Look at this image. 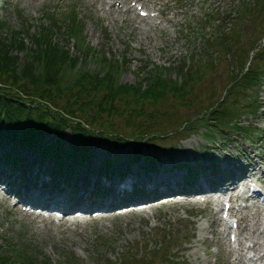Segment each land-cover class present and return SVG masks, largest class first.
<instances>
[{"label":"rangeland","instance_id":"obj_1","mask_svg":"<svg viewBox=\"0 0 264 264\" xmlns=\"http://www.w3.org/2000/svg\"><path fill=\"white\" fill-rule=\"evenodd\" d=\"M105 1L107 0H0V35L13 30L24 37L26 44L32 45L31 37L44 27H52L54 21L60 28L55 34L64 39L70 53L84 59L86 55L76 48L77 41L66 29L68 22L72 24L78 18L82 23V36L86 43L105 51L109 57L114 56L125 62L118 71L117 79L131 84L140 81L147 70L162 72L163 76L178 80V67L183 66L184 71L194 69V65L202 62L201 56L207 54V48L209 51L211 49L210 53L218 57L217 65L205 69L203 80L195 91L204 102L196 101L195 105L189 104V108L173 103L175 108L172 111L166 105L157 112L159 114L152 111L154 115L160 116L155 118L159 124L150 129L174 132L156 138L150 145L145 144L140 156L153 154L158 144L170 145L172 151L169 156L172 161L166 156L169 152L167 150L168 152L158 157L159 167L163 160L170 162V166L183 161H186V166L200 162L204 158L201 154L206 152L207 157L216 165H219L217 159L220 158H236L239 165L253 163L254 167L255 161H260L259 166L254 169L258 176L264 170V148L261 147L264 142V78L261 87L255 92V102L258 105L255 112H250L247 107V92L225 96V104L237 109L238 122L250 126V130L246 132L252 133L251 138L241 136L240 133L239 137H231L233 141H225L219 136H216L217 140L210 141L212 139L205 137L209 129L204 124H198L202 123L198 118L194 129H176L181 121L201 112L210 95L212 98L224 95V88L230 80L229 70L233 68L238 72L241 65L250 60L252 45L264 34V0H167L166 15L153 20L149 16L138 15L130 1L122 4L121 8L114 5V9H109ZM159 1L158 9H161L165 0ZM156 2L157 0H140L137 4L142 9L152 10ZM226 34L235 41L234 44H238L233 48V56L230 49L234 44L222 48L216 42L219 40L215 41V37L221 35L227 38ZM13 53L21 61L25 58L24 51L14 50ZM87 60L95 64L90 58ZM198 73L200 71L197 68V76ZM143 109L151 110L149 106ZM143 117L145 115H140L139 120ZM115 120L122 122V118L116 117ZM120 125L119 132L132 136V128ZM70 138V131L67 129L62 141L63 147H68ZM51 139L52 136L47 135L43 143ZM132 146L133 143L129 141L126 147L110 155L100 146L90 154L91 162L89 160L88 163L80 164L78 170L81 169L85 175L96 174L94 172L104 174L105 171H101L102 161L109 158L121 165L116 167L120 171L123 162L126 165L129 161L127 149ZM23 152L17 158L24 162L27 169L38 166L32 165L33 162L39 164L38 159L45 160L50 166L55 164L50 156L37 151ZM65 163H68V159H65ZM145 163L141 158L138 164L142 166ZM138 164L132 163L129 171L133 169L141 172ZM44 166L46 165L40 169ZM180 169L183 174L184 169ZM109 173L113 174L111 171ZM2 190L0 186V246L6 248L7 243L24 241L36 255L32 264H161V260L163 264H235L234 256L227 249L229 234L219 226L218 214L214 212L217 205L212 203H194L195 198L172 195L160 197L135 212H114L103 219L90 220L85 217L78 224L68 221L65 225H57L53 221H42L39 217L35 219L15 210L19 206H12L13 201L6 198L10 193L6 194ZM223 202L219 203L220 208H223ZM240 203L242 201L237 202ZM234 211L241 216V236L251 235V228L258 226L256 236L260 234L259 238L264 243V227L260 224L261 211L254 206H240V210ZM168 234L176 237L167 241ZM263 263L257 260L254 264Z\"/></svg>","mask_w":264,"mask_h":264},{"label":"trees","instance_id":"obj_2","mask_svg":"<svg viewBox=\"0 0 264 264\" xmlns=\"http://www.w3.org/2000/svg\"><path fill=\"white\" fill-rule=\"evenodd\" d=\"M67 24L69 35L77 41L76 48L86 55L84 59L70 53L64 39L55 34L60 28L54 21L52 27H44L31 37L32 45L26 44L24 37L13 30L0 35V146L12 143L22 149L38 150L61 162L67 158L83 160L98 146H104L108 153L125 146L129 139L118 130L122 124L132 128L130 138L135 145L128 157L136 159L142 144L150 145L159 136L174 132L150 129L159 124L155 118L160 116L152 111L160 112L165 105L172 111L173 103L189 108V104L195 105L196 101L204 102L195 92L201 84L195 79L196 69L184 71L183 66L178 67L181 80L145 70L146 75L136 83L120 82L117 74L125 62L88 45L78 18ZM221 36L215 40L220 39L223 46L226 40ZM253 48H257L254 55L258 60L264 51L257 43ZM14 50L24 51L25 58L19 60ZM206 59L203 65L198 63L200 70L207 64L208 67L213 65L209 57ZM232 73L233 69L230 70L232 81L225 90L227 94L237 93V88L253 90L259 85L264 67L249 63L242 66L239 73L233 76ZM199 74L201 76L202 71ZM225 102V96L212 98L210 95L205 108L181 121L176 130L194 129L198 118L202 122L198 124L209 129L207 138L213 132L238 134L247 126L235 120L234 111ZM145 106L151 110L143 109ZM140 115L145 117L139 120ZM116 117L122 118V122L116 121ZM67 129L71 138L65 148L62 141ZM47 135L52 139L43 143ZM157 147L164 149V146ZM9 155L11 157V153ZM35 258L32 248L22 240L7 243L6 248L0 246V264H32Z\"/></svg>","mask_w":264,"mask_h":264},{"label":"bare ground","instance_id":"obj_3","mask_svg":"<svg viewBox=\"0 0 264 264\" xmlns=\"http://www.w3.org/2000/svg\"><path fill=\"white\" fill-rule=\"evenodd\" d=\"M112 2L113 0L110 1V3ZM167 9H168V3H167V0H165V4L163 8L161 9L159 8L160 10L159 13L161 15H166L165 13ZM165 19L168 21H172V20H169V17H165ZM261 147L264 148V142H262ZM163 161L164 162L162 163V165L159 167L157 171L150 172V173H144V172H139V171L132 172L133 174L132 181L135 183H138L140 186L144 187L145 189L156 190L157 192L164 193V194L177 191L179 189L177 184L180 181L182 171L180 169L171 170L170 162L166 160H163ZM230 162L229 164H231ZM249 165L254 167L253 163H250ZM247 171L250 172V174L248 175V177H250L252 173L251 168H247ZM85 176L82 175L81 180ZM237 177H241V176H237ZM216 179L219 181L220 185L227 183V185L229 184V188L232 186V189L230 188L232 191L237 190V187L234 184L235 180L237 179L236 177L230 176L228 174H220L216 176ZM108 183H111V181H108ZM204 185H205V181L202 178L199 184V188L205 189ZM110 187L114 189L112 194L98 197L96 199H91L89 197V192L85 191L84 189H80L79 195L77 198H70L65 192L55 191L51 189H44L40 185V183H37V185H33L30 188L25 200L29 204L50 207L52 209H60L64 211H69L74 208H80L85 211H88L91 209H101V208L111 209L120 204L119 199L116 197V194L120 192L119 181H116V183L114 182V184H111ZM21 188L25 189L26 186L22 185ZM234 196H238V194L236 193V195ZM21 199H23V197H21ZM255 232H256V228L253 229L249 238L254 236ZM216 234L218 235L217 232ZM237 235L238 236L236 237L235 241L237 242V244H240L241 243V240L239 239L240 230L237 233ZM260 247L261 245L258 241L252 240L251 244L247 247V249H252L255 252H259ZM256 257L263 259L264 254L262 255L257 254Z\"/></svg>","mask_w":264,"mask_h":264}]
</instances>
